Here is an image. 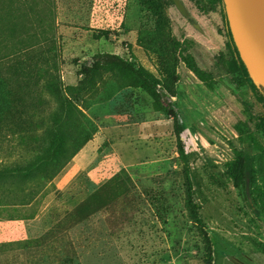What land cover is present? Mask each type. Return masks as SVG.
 I'll use <instances>...</instances> for the list:
<instances>
[{"label": "rangeland", "instance_id": "1", "mask_svg": "<svg viewBox=\"0 0 264 264\" xmlns=\"http://www.w3.org/2000/svg\"><path fill=\"white\" fill-rule=\"evenodd\" d=\"M172 1L69 0L59 9L47 0L29 25L17 19L28 11L20 0H0V169L43 150L58 106L51 79L75 84L96 52L134 54L173 91L202 227L187 207L173 116L104 75L93 93L71 96L88 124L74 116L64 125L67 148L89 139L71 157L85 169L57 202L36 217L63 167L0 183V264H264V199L248 193L246 177L235 186L229 170L238 152L264 148L263 109L227 66L219 5ZM173 38L188 40L207 80L177 57Z\"/></svg>", "mask_w": 264, "mask_h": 264}, {"label": "trees", "instance_id": "2", "mask_svg": "<svg viewBox=\"0 0 264 264\" xmlns=\"http://www.w3.org/2000/svg\"><path fill=\"white\" fill-rule=\"evenodd\" d=\"M220 7L224 31L227 37V47L230 53V59L227 61L228 68L236 72L238 76L250 85L254 97L261 104L263 111L258 114L257 120L260 129L264 131V87L255 84L250 78L247 69L239 55L237 47L234 44L232 35L226 19V14L222 0H209ZM169 0V3H172ZM196 7L202 9L199 0H195ZM188 40H176L173 38V49L177 57L182 60L186 67L191 70L199 79L207 80L210 72L202 69L194 60L189 51ZM80 77L75 84L62 85L56 78L51 79L46 88L58 100V106L52 114L53 129L48 133L45 139L43 150L29 159L21 166L0 169V183H15L34 177L38 173H57L65 163L75 154L77 149L85 143L89 136L81 137L77 144L69 151L66 145L68 134L65 132L64 125L74 116H80L88 124L85 113L71 98L72 95L82 97L83 95L93 93L97 86L104 79V75L115 81L119 87L141 88L152 98V105L155 110L162 111L173 116V126L176 137V148L180 158L186 183L187 207L194 221L200 227L203 222L199 212L193 202V186L189 169V160L186 151L183 148L180 138L181 125L177 122L172 108H170V96L173 91L166 84L137 62L134 54L124 57L118 53L102 51L93 54L89 61L80 65L78 70ZM240 128L243 125L239 124ZM65 130V131H64ZM230 174L234 179L235 186H244L245 177L247 178L249 191L254 198L264 199V148L256 152H238L235 160L229 167ZM260 185V186H259ZM207 240L208 237L206 236Z\"/></svg>", "mask_w": 264, "mask_h": 264}, {"label": "water", "instance_id": "3", "mask_svg": "<svg viewBox=\"0 0 264 264\" xmlns=\"http://www.w3.org/2000/svg\"><path fill=\"white\" fill-rule=\"evenodd\" d=\"M235 46L255 84L264 87V5L261 0H222Z\"/></svg>", "mask_w": 264, "mask_h": 264}, {"label": "crops", "instance_id": "4", "mask_svg": "<svg viewBox=\"0 0 264 264\" xmlns=\"http://www.w3.org/2000/svg\"><path fill=\"white\" fill-rule=\"evenodd\" d=\"M22 0H20L21 2ZM20 2L17 4L20 5L21 7L23 6V12L25 10L26 13L21 14L20 17H17V19H21L20 21L23 20H28V24H30L29 21H33V19L36 18H40L39 14L40 12H43V5H45L47 3V0H23V3L20 4ZM52 2H54V0H52ZM57 7L60 9L61 7L64 8V4L65 2L69 3V0H55ZM33 6V8H35V11L32 9H28L30 8V6ZM41 6V9H40ZM61 8V9H62ZM40 9V10H39ZM39 11V14H38ZM28 12H30V15H27ZM17 13V11H16ZM41 25V24H40ZM40 25L38 23V26L40 28ZM106 109V108H105ZM99 110H104L103 108L100 107L97 108V111L99 112ZM85 169V166H83L82 164H80L77 160L76 157L71 158V160H69L64 166L63 168L53 177L52 182L54 183L55 186H53V188L48 191L47 193H45L41 198L39 205L37 207L36 210V217H40L46 210H48L50 207H52L56 202H57V198H59L57 196V190H67L70 188L71 183L74 182V180L76 179V175H78L81 171H83Z\"/></svg>", "mask_w": 264, "mask_h": 264}, {"label": "bare ground", "instance_id": "5", "mask_svg": "<svg viewBox=\"0 0 264 264\" xmlns=\"http://www.w3.org/2000/svg\"><path fill=\"white\" fill-rule=\"evenodd\" d=\"M261 1H262L263 5H264V0H261Z\"/></svg>", "mask_w": 264, "mask_h": 264}]
</instances>
